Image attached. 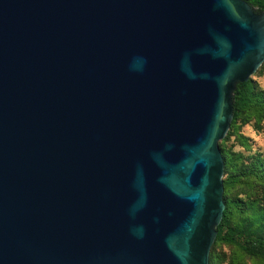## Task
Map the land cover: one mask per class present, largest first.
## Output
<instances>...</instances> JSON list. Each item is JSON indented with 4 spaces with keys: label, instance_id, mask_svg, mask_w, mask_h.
Returning <instances> with one entry per match:
<instances>
[{
    "label": "water",
    "instance_id": "water-1",
    "mask_svg": "<svg viewBox=\"0 0 264 264\" xmlns=\"http://www.w3.org/2000/svg\"><path fill=\"white\" fill-rule=\"evenodd\" d=\"M263 60L246 0H0V264H208Z\"/></svg>",
    "mask_w": 264,
    "mask_h": 264
},
{
    "label": "trees",
    "instance_id": "trees-1",
    "mask_svg": "<svg viewBox=\"0 0 264 264\" xmlns=\"http://www.w3.org/2000/svg\"><path fill=\"white\" fill-rule=\"evenodd\" d=\"M246 2L264 10V0H246ZM261 111H264V96L255 91L250 79L237 83L233 92L230 122L243 112ZM219 151L223 160L222 172L225 173L222 179L224 207L220 221L215 227L216 234L212 244L232 246L242 255L264 262V197L241 198L229 192L241 178L253 179L264 188V157L255 156L246 166L236 171L230 167V159L226 157V151L222 148ZM214 260L213 255L209 253L208 264H213Z\"/></svg>",
    "mask_w": 264,
    "mask_h": 264
},
{
    "label": "rangeland",
    "instance_id": "rangeland-1",
    "mask_svg": "<svg viewBox=\"0 0 264 264\" xmlns=\"http://www.w3.org/2000/svg\"><path fill=\"white\" fill-rule=\"evenodd\" d=\"M248 79L254 85L255 91L264 96V64L261 63ZM217 145L219 150L222 148L226 151V157L230 159V167L236 171L246 166L255 156L263 158L264 111L241 113L233 122H229L225 135L218 140ZM224 177L225 173L221 172V180ZM229 192L241 198L264 197V188L249 178H241L240 182L234 184ZM209 253L215 258L213 264H264V262L242 255L234 247L226 244H211Z\"/></svg>",
    "mask_w": 264,
    "mask_h": 264
}]
</instances>
